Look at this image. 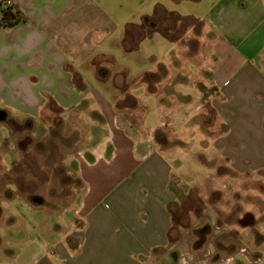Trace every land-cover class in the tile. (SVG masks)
<instances>
[{
    "label": "crops",
    "instance_id": "obj_1",
    "mask_svg": "<svg viewBox=\"0 0 264 264\" xmlns=\"http://www.w3.org/2000/svg\"><path fill=\"white\" fill-rule=\"evenodd\" d=\"M11 2L25 21L0 25V109L43 125L45 112L54 113L72 136L68 165L79 183L73 216L44 223L38 238L23 237L19 247L3 246L0 234L3 264L189 263L175 258L173 233L181 229L173 227L172 207L191 192L201 196L198 180L187 182L180 164L173 169L171 142L202 129L184 127L189 117L178 110L199 102L191 118L205 124L208 104L217 118L212 145L225 165L264 167V0H217L202 14L201 2L188 12L179 1L166 11L154 2L148 21L116 13L124 9L119 2ZM188 23L200 31L189 35ZM190 38L201 47L192 49ZM188 84L195 95L183 90Z\"/></svg>",
    "mask_w": 264,
    "mask_h": 264
},
{
    "label": "rangeland",
    "instance_id": "obj_2",
    "mask_svg": "<svg viewBox=\"0 0 264 264\" xmlns=\"http://www.w3.org/2000/svg\"><path fill=\"white\" fill-rule=\"evenodd\" d=\"M174 1L183 5L184 12L201 2L196 6L202 14L217 0ZM118 2L124 9L116 13L126 16L139 12L144 21L149 17L151 4L155 2L159 10L166 11L170 0H103L112 7ZM182 17L179 15L177 19L181 23ZM188 24L192 29H188L191 30L189 35L200 31L197 24ZM260 28L259 31L264 30ZM186 43L194 50L201 47L191 38ZM159 56L167 55L163 52ZM205 62L208 63V59ZM188 85L183 86V90L195 95V89ZM199 107V102L192 101L187 110L178 111L189 117L184 127L206 128L208 134L202 130L199 134L192 131L185 135V140L171 142L175 144L171 157L178 156L172 163L173 169L180 164L187 182L198 180L199 188L195 190L201 196L197 200L191 192L189 197L180 198L179 206L172 207L173 227L181 229L179 236L173 233L174 242L180 245L175 258H184L187 264H264V167L249 172L231 171L225 165L227 159L219 158L212 145L211 136L218 134L213 131L217 118L208 104L202 107L207 125L194 123L197 117L193 115ZM17 112L0 120V234L6 236L3 246L10 247L23 244V237L38 238L44 223L55 225L64 217L73 216L70 196L76 193L74 188H78L79 183L68 165L69 154L73 151L72 136L65 132L66 136L63 135L62 125L54 121L55 114L45 112L43 125L39 119H23ZM148 115L152 124L157 123L155 112ZM200 115L198 121L203 119ZM11 238L20 241L14 243ZM7 258L0 252V264ZM175 264L185 263L175 261Z\"/></svg>",
    "mask_w": 264,
    "mask_h": 264
},
{
    "label": "trees",
    "instance_id": "obj_3",
    "mask_svg": "<svg viewBox=\"0 0 264 264\" xmlns=\"http://www.w3.org/2000/svg\"><path fill=\"white\" fill-rule=\"evenodd\" d=\"M3 6L0 13V25L5 28H11L21 22L25 21V15L14 4L6 5V0H0V7ZM158 8V7H157ZM159 12H155L153 16L158 15ZM150 17H147L145 21H148Z\"/></svg>",
    "mask_w": 264,
    "mask_h": 264
},
{
    "label": "water",
    "instance_id": "obj_4",
    "mask_svg": "<svg viewBox=\"0 0 264 264\" xmlns=\"http://www.w3.org/2000/svg\"><path fill=\"white\" fill-rule=\"evenodd\" d=\"M6 112L0 109V120H4L6 118Z\"/></svg>",
    "mask_w": 264,
    "mask_h": 264
},
{
    "label": "built area",
    "instance_id": "obj_5",
    "mask_svg": "<svg viewBox=\"0 0 264 264\" xmlns=\"http://www.w3.org/2000/svg\"><path fill=\"white\" fill-rule=\"evenodd\" d=\"M11 3H12L11 0H6V5H9ZM2 8H3V6L0 7V13H1Z\"/></svg>",
    "mask_w": 264,
    "mask_h": 264
}]
</instances>
